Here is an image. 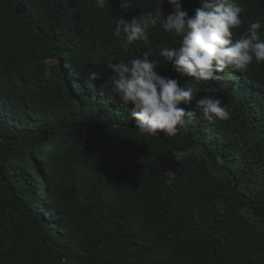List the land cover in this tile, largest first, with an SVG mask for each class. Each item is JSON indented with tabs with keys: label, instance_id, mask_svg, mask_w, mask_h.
<instances>
[{
	"label": "trees",
	"instance_id": "trees-1",
	"mask_svg": "<svg viewBox=\"0 0 264 264\" xmlns=\"http://www.w3.org/2000/svg\"><path fill=\"white\" fill-rule=\"evenodd\" d=\"M162 2L0 0V264H264V63L197 84L159 56L180 43L159 24L125 49L116 20ZM238 3L235 38H264V0ZM145 51L193 90L179 107L212 95L231 118L141 135L105 66Z\"/></svg>",
	"mask_w": 264,
	"mask_h": 264
},
{
	"label": "clouds",
	"instance_id": "clouds-1",
	"mask_svg": "<svg viewBox=\"0 0 264 264\" xmlns=\"http://www.w3.org/2000/svg\"><path fill=\"white\" fill-rule=\"evenodd\" d=\"M106 0H96L99 8ZM172 11L167 17L161 12V4L153 11L141 13L128 22L116 20L113 35L121 40L127 49L135 42L151 43L150 28L159 24L173 38H179V47H162L159 56L170 64L181 77L187 76L197 84L219 82L221 73L231 68L245 72L255 63H264V38L261 37L259 22L251 23L239 38L234 29L239 28L242 7L238 0H202V6L189 17L182 9L181 0H167ZM131 7V0H120V8ZM99 43V41H97ZM150 51L142 56L113 63L106 69L111 72L109 80L112 92L116 93L121 105L129 108L137 131L147 137H175L185 126L195 127L201 116L208 119L228 121L229 108L212 95L196 100L194 107L186 110L179 107L192 105L193 90L179 84L175 78L159 75L156 71L159 61L150 59ZM100 72H92L91 79H101ZM200 113V115H198Z\"/></svg>",
	"mask_w": 264,
	"mask_h": 264
}]
</instances>
